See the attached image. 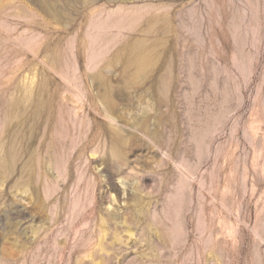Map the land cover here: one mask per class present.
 <instances>
[{
  "label": "rangeland",
  "instance_id": "374dc122",
  "mask_svg": "<svg viewBox=\"0 0 264 264\" xmlns=\"http://www.w3.org/2000/svg\"><path fill=\"white\" fill-rule=\"evenodd\" d=\"M0 264H264V0H0Z\"/></svg>",
  "mask_w": 264,
  "mask_h": 264
}]
</instances>
